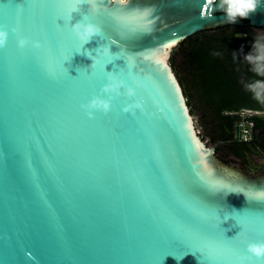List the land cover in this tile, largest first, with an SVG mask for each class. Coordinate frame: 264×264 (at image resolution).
Instances as JSON below:
<instances>
[{"label": "water", "instance_id": "water-1", "mask_svg": "<svg viewBox=\"0 0 264 264\" xmlns=\"http://www.w3.org/2000/svg\"><path fill=\"white\" fill-rule=\"evenodd\" d=\"M219 3L83 5L103 29L83 46L69 0H0V264H264L236 259L264 243V171L217 157L170 62L198 31L245 23ZM246 20L264 28V0ZM101 44L116 55L101 51L91 68ZM109 75L119 94L102 93ZM94 96L111 110L89 118Z\"/></svg>", "mask_w": 264, "mask_h": 264}, {"label": "trees", "instance_id": "trees-1", "mask_svg": "<svg viewBox=\"0 0 264 264\" xmlns=\"http://www.w3.org/2000/svg\"><path fill=\"white\" fill-rule=\"evenodd\" d=\"M244 21L198 31L174 47L170 58L191 113L198 117L200 135L219 145L225 159L216 155L226 163L264 150V112L260 113L264 104L246 88L257 77L244 60L264 28ZM245 110L255 112L242 116ZM248 121L253 122L252 135L244 140L239 136L240 124Z\"/></svg>", "mask_w": 264, "mask_h": 264}, {"label": "clouds", "instance_id": "clouds-1", "mask_svg": "<svg viewBox=\"0 0 264 264\" xmlns=\"http://www.w3.org/2000/svg\"><path fill=\"white\" fill-rule=\"evenodd\" d=\"M215 4V0H211ZM71 8L67 13V23L70 24L72 33L78 38V40L84 46L89 43L95 37H101L103 35L102 26L98 23H93L89 20L86 13L81 12V6L86 5L87 10L92 13H99L101 10L102 0H69ZM261 5V0H220V3L216 5L225 14L226 20L229 23H234L238 18L246 19L248 16L255 12ZM81 12L82 18L80 20L73 21V13ZM16 31V29H13ZM8 40V31L0 27V48L6 46ZM251 51L244 55V60L249 65V70L257 77L251 80L247 85V90L252 94L253 98L261 104H264V34L257 36L253 40ZM31 44L33 48L39 49L43 45L39 40L30 41L27 37H21L18 40V46L24 48ZM110 45H100L94 50H88V56L92 63V68L96 57L103 51L107 55L115 56L112 52ZM93 51L95 55H93ZM235 55V54H234ZM111 63V61H109ZM125 87L124 82L117 79L113 75L108 76V83L102 88V93H107L111 96L113 93L119 94L120 89ZM126 95L129 97L136 95L135 88L127 86L125 89ZM86 110L89 118L94 117L95 111H103L108 113L111 110V99H106L103 96H94L87 104L82 105ZM142 105L139 102H135L132 105H127L124 111L128 112L133 109H140ZM251 256H254L258 260H264V243H250L247 247Z\"/></svg>", "mask_w": 264, "mask_h": 264}, {"label": "rangeland", "instance_id": "rangeland-1", "mask_svg": "<svg viewBox=\"0 0 264 264\" xmlns=\"http://www.w3.org/2000/svg\"><path fill=\"white\" fill-rule=\"evenodd\" d=\"M259 32L264 33V30H259ZM254 112L255 111L245 110V111L242 112V116H246V115L252 114ZM260 113H262V112H260ZM195 118H196L197 123L199 125L198 117L196 116ZM210 145H212V144L210 143ZM257 154L258 153L256 151L255 152L251 151V152H247L245 158L232 157V161H233L232 164L238 165L239 163L246 162L251 170H255V169H257L255 167L257 165V163H258L257 161L264 162V159H263L264 155H257Z\"/></svg>", "mask_w": 264, "mask_h": 264}, {"label": "flooded vegetation", "instance_id": "flooded-vegetation-1", "mask_svg": "<svg viewBox=\"0 0 264 264\" xmlns=\"http://www.w3.org/2000/svg\"><path fill=\"white\" fill-rule=\"evenodd\" d=\"M261 112H264V111H261ZM209 143V142H208ZM210 144V143H209ZM242 144H245L242 142ZM215 146L216 150H215V153L219 156H222L223 159H225V157L222 155V152H221V149L219 147V145H216V144H212ZM258 154L257 155H264V150H261V149H258L256 151ZM245 158V157H244ZM264 159V158H263ZM257 165L255 166L257 169L255 170H251L249 168V166L247 165L246 162H243V163H239L238 166L242 167L243 170L245 172H247L248 174H256V173H259V172H263L264 171V162H261V161H257Z\"/></svg>", "mask_w": 264, "mask_h": 264}, {"label": "built area", "instance_id": "built-area-1", "mask_svg": "<svg viewBox=\"0 0 264 264\" xmlns=\"http://www.w3.org/2000/svg\"><path fill=\"white\" fill-rule=\"evenodd\" d=\"M112 1H114V0H112ZM122 1H128V0H122ZM252 126H253V122H250V121L245 122V123L242 122L240 124V137H242L244 140L251 139Z\"/></svg>", "mask_w": 264, "mask_h": 264}, {"label": "snow or ice", "instance_id": "snow-or-ice-1", "mask_svg": "<svg viewBox=\"0 0 264 264\" xmlns=\"http://www.w3.org/2000/svg\"><path fill=\"white\" fill-rule=\"evenodd\" d=\"M255 257H252V256H248V255H238L237 257H236V259L237 260H249V261H251V260H253ZM256 259V258H255Z\"/></svg>", "mask_w": 264, "mask_h": 264}]
</instances>
